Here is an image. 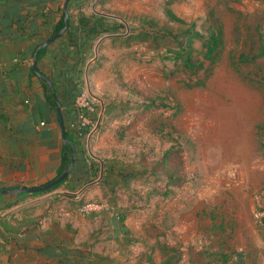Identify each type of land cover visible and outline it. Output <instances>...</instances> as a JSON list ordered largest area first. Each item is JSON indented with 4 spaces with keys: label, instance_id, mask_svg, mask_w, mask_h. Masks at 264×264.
Segmentation results:
<instances>
[{
    "label": "rangeland",
    "instance_id": "374dc122",
    "mask_svg": "<svg viewBox=\"0 0 264 264\" xmlns=\"http://www.w3.org/2000/svg\"><path fill=\"white\" fill-rule=\"evenodd\" d=\"M100 10L124 37L97 51L89 92L102 101L79 94L94 105L92 133L99 117L115 120L88 157L102 195L112 193L103 199L117 203L107 206L134 213L127 228L156 264H264V0H113ZM147 21L172 44L124 41ZM217 32L214 64L188 71L170 55L191 40L201 61ZM112 165L134 168L116 192Z\"/></svg>",
    "mask_w": 264,
    "mask_h": 264
},
{
    "label": "crops",
    "instance_id": "0c3cea01",
    "mask_svg": "<svg viewBox=\"0 0 264 264\" xmlns=\"http://www.w3.org/2000/svg\"><path fill=\"white\" fill-rule=\"evenodd\" d=\"M112 1L70 0L68 33L51 43L37 63L43 77L60 81L62 116L72 131V84L77 96L85 90L95 103L102 101L90 94L89 76L102 56L101 50L96 56L98 49L112 36H121L96 37L102 27L111 26L100 9ZM61 15L60 0H0V187L33 188L53 180L60 168L59 120L45 101L39 78L31 75V61ZM114 122L99 117L96 131L81 140L84 154L78 156L74 172L57 190L21 199L0 194V264H150L149 250L132 239L127 228L134 213L121 220L124 209L108 204L92 214L78 209L82 202H106L88 157L92 159L90 153L96 152V141L105 133L100 128ZM115 178L122 185V177Z\"/></svg>",
    "mask_w": 264,
    "mask_h": 264
},
{
    "label": "trees",
    "instance_id": "16d2710c",
    "mask_svg": "<svg viewBox=\"0 0 264 264\" xmlns=\"http://www.w3.org/2000/svg\"><path fill=\"white\" fill-rule=\"evenodd\" d=\"M102 1L103 2H108V1H111V0H102ZM64 2H65V0H60V10H61V14L62 15H61L60 21L56 25V27H55L53 33L51 34V36L53 34L59 32L65 25L64 22H63V18H64L63 5H64ZM69 2H70V0H69ZM68 8H69V3H68ZM166 15L169 17V19L171 21L180 22V21L177 20V17L171 12V10H167L166 11ZM67 26H68L67 30L65 31L64 34L68 33V31L70 29V20L69 19L67 20ZM158 27L159 26L153 21H147L145 23L143 22V26L141 27V29L138 32V34L135 35V37H132V34L128 35V37L126 39H124V41H126L128 43H131L132 39H133L134 42L141 43V44H148V45L151 44V45H154V47H157L159 44L156 43V40H159V38H162L163 39V41H162L163 44L171 45L172 43H170V41H171L170 34H168V33H165V34L164 33H159V34L154 33L153 30L158 28ZM116 34H120L121 36H112L111 39H110L111 41H114V40H117V39H120V38L124 37V35L122 33H117L116 32L115 27H113V28L102 27L100 33H98V34L96 33V37H103V36H106V35H116ZM197 36H198L197 34L193 35V38L197 37ZM57 40H59V38H57L54 42H56ZM190 42H191V40L186 44L185 47L182 44H179L180 45V47H179L180 53H177V48L174 50V52L170 53V55L173 57V60L176 63H177V60L180 61V65L182 66V68H184L185 70H188V71H193V70L201 69V67L203 66V62H205V61H207L209 63H212V64H214L216 62V59H217V56H218V53H219L218 49L222 45L221 34L219 32L212 34L211 37H209L207 41L203 42V44H202L203 50H202V53L200 54L201 61H199L198 59L194 60L192 58V56H191V52L192 51H191V48H190ZM38 46L36 47V49L38 48ZM48 47H49V45L47 47L43 48V49L38 50L37 55H36L37 63L40 62L41 59L44 57V54H45L46 50L48 49ZM36 49H35V51H36ZM31 75L33 77H36V75L33 73L32 70H31ZM39 82H40V84H41V86H42V88L44 90V93H45V97L44 98H45V101H46L47 105L52 110H54V112H56L55 109H56L58 104L62 107V103H61V101L59 99V96H58L59 95L58 94V92H59L58 89L61 86L60 81L58 79L56 80V77H52L51 76V77H48V78L44 77L43 80L39 79ZM53 92L55 93V95H53ZM69 95H71L72 98H74V99L77 96L76 88H75V86L73 84L71 86V90H69ZM74 99H73V101H75ZM63 121H64V119H63ZM64 127H65V138H66L67 144H63L62 143L60 168H59V170L57 172V176L53 180L48 181V182H46V183H44L42 185H38V186L33 187V188L45 187L46 185H48L49 183H51L52 181L57 179L67 169V167L69 166V164L71 162L72 157H74L75 158V163H74L73 169L71 171V174L69 175V176H71L72 173L74 172L75 164H76V162H77V160L79 158L78 156L80 154L81 155L84 154L83 145L81 143V140L84 139V138H79L74 131L70 130V128H67V124H66L65 121H64ZM97 132H100L99 129H97ZM87 133H89V131L86 130V131L83 132V135H86ZM115 168H116V165L110 166V170L113 171V172L115 171ZM119 168L120 169L117 172H114V176H118V177H119V175L122 176L121 174H123L124 168H127V166L126 167L122 166V167H119ZM91 169L94 170L95 173H97L96 168L91 166ZM133 170H134V168L133 169L127 168V172H129V173H132ZM129 173H127V176H130ZM106 175H107V177H110L109 171H107ZM106 178H105V180H106ZM68 179H69V177L66 178L63 182H61V183H59V184H57L55 186H52L50 188L44 189V190H42L40 192L31 193V194H16L14 196L16 198H18V199L26 198V197L42 196V195H45V194H48V193H51V192L57 190L58 188L63 186V184L68 181ZM122 185H123V183H122ZM120 186L121 185H117L115 187V192H116L117 188L120 187ZM24 188L25 187H18V186L10 187V188L0 187V191L8 190V189L9 190H13V189H24ZM105 188L107 190V192L105 193L106 197L110 196L109 194H112V193L108 191L107 187H105ZM107 193H109V194H107ZM87 204H97V202H94V201H88V202H84V203L82 202V203H80L78 209H81L82 207H84ZM106 204H108V205L112 204L113 207L117 206V203H113L112 199H109L106 202ZM128 214H130L129 210L128 209H124V211L122 213H120V219L123 220ZM261 221H262V223L264 225V218H262ZM172 259H173L172 257H168L162 264H172ZM150 264H156V263L150 260Z\"/></svg>",
    "mask_w": 264,
    "mask_h": 264
},
{
    "label": "water",
    "instance_id": "95a60500",
    "mask_svg": "<svg viewBox=\"0 0 264 264\" xmlns=\"http://www.w3.org/2000/svg\"><path fill=\"white\" fill-rule=\"evenodd\" d=\"M68 3H69V0H65L64 5H63V13H64L63 22L65 24L64 27L59 32L53 34L48 40H46L41 45H39L38 48L36 49V51L34 52L33 56H32L31 68H32V71L35 73V75L39 79L43 80L44 77L39 73V71L37 69V60H36L37 52H38V50L43 49V48L47 47L48 45H50L51 43H53L57 38L62 36L65 33V31L67 30V27H68L67 26V20L69 19ZM53 95H55L54 92H53ZM55 111H56V114H57V117L59 120V126L61 128L62 142H63V144H67L66 138H65L64 121H63L61 106L59 104L57 105ZM74 163H75V158L72 157L71 162H70L69 166L67 167V169L57 179H55L54 181H52L51 183H49L45 187L5 190V191H0V194H31V193L40 192L44 189L55 186V185L63 182L66 178L69 177V175L71 174V171L73 169Z\"/></svg>",
    "mask_w": 264,
    "mask_h": 264
},
{
    "label": "built area",
    "instance_id": "2783aa9c",
    "mask_svg": "<svg viewBox=\"0 0 264 264\" xmlns=\"http://www.w3.org/2000/svg\"><path fill=\"white\" fill-rule=\"evenodd\" d=\"M91 100L86 96L85 93L79 94L75 99V110L77 114V120L72 125V129L79 138H84L92 133L95 120L90 117L94 113V107ZM89 131L86 135H83L84 131ZM100 208L94 204H87L80 209L81 212L86 213L90 210Z\"/></svg>",
    "mask_w": 264,
    "mask_h": 264
}]
</instances>
